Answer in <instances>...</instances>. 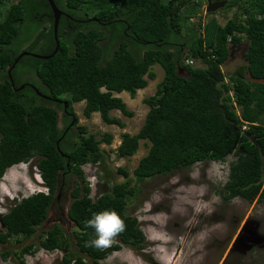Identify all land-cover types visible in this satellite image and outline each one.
Returning a JSON list of instances; mask_svg holds the SVG:
<instances>
[{"label":"trees","instance_id":"1","mask_svg":"<svg viewBox=\"0 0 264 264\" xmlns=\"http://www.w3.org/2000/svg\"><path fill=\"white\" fill-rule=\"evenodd\" d=\"M55 1L77 18L95 17L98 21L77 23L74 31L66 33L61 19L58 52L49 59L28 56L30 69L46 84L42 91L66 98L70 104L85 101V116L98 112L104 122L124 126L111 111L118 109L129 117L134 112L114 92L136 96L149 83L146 75L156 78L152 67L159 63L164 78L156 93L144 99L150 107L145 122L138 133H123L117 149L119 156L129 157L137 153L141 139L151 143L134 170L136 180L191 168L201 161H225L235 153L237 158L230 162L223 188L224 199L242 197L264 203V0H228L226 6L237 7L238 12L224 25L214 23L212 30L207 29V23L193 21L195 17L202 21V0ZM54 21L48 0H0V179L8 168L36 158L48 188L16 200L0 215V248L12 238L19 241L34 236L47 220L57 193L74 181L68 209L76 226L74 236L57 223L41 232L39 246L27 244L19 254L44 248L63 251L60 264H103L101 260L124 245L142 249L146 241L137 216L127 214L130 197L138 193L131 186L128 170L118 169L126 178L124 182L114 183L96 198L91 196L83 167L104 160L101 144H111L113 135L105 132L98 139L82 125L75 140L59 128L55 107L33 89H20L24 81L18 73L26 66L23 60L12 70L15 87L7 75L23 50L41 55L54 51ZM106 28L115 35L111 44L121 41L122 45L104 64L105 51L99 41L108 34ZM126 34L133 36L138 54L129 48ZM244 38L249 41L247 64L227 80L223 64L230 47H237ZM191 59L204 66L188 63ZM179 67L187 75H182ZM103 211H115L126 229L110 247L86 246L96 238L87 221ZM10 252L0 250L4 257Z\"/></svg>","mask_w":264,"mask_h":264},{"label":"rangeland","instance_id":"2","mask_svg":"<svg viewBox=\"0 0 264 264\" xmlns=\"http://www.w3.org/2000/svg\"><path fill=\"white\" fill-rule=\"evenodd\" d=\"M209 2V1H208ZM228 3H226L227 5ZM224 6L214 12H206V7L193 18L197 24L207 23V29L212 30L214 23L224 25L237 12V7ZM203 28L200 29L202 32ZM249 41L234 47V57L228 58L223 64V70L229 76L241 65H246V55ZM195 65L204 66L196 60ZM156 78H148V85L139 89L132 97L127 91L114 92L126 102L128 109L134 112L129 117L120 110L113 109L111 115L119 117L124 126L108 124L100 113L94 112L91 117L84 114L85 101L75 102L74 111L79 118V124L88 127L89 133L96 134L100 139L102 134L113 135L111 144L102 143L105 158L98 164L85 165L87 182L91 185V196L96 198L102 191L108 190L114 183L125 181V176L118 170L120 167L129 171L133 178L131 186L138 193L130 197L127 214L137 216L140 226L146 235L145 246L137 249L124 245L101 260L103 264H264V247L255 246L244 252L234 248L237 237L247 221L258 220L259 231L264 234V203L256 199L249 202L242 197L231 201L224 199L223 188L230 173V162L237 158L231 154L225 161H201L191 168L177 169L167 175H157L138 182L134 170L139 161L148 151L151 143L141 139L139 150L129 157L118 155L117 149L123 133L132 135L139 132L145 122L149 106L144 99L154 95L158 84L164 78V69L159 63L153 67ZM182 75L187 71L179 67ZM246 77L252 80L249 73ZM66 99V98H65ZM36 158L30 163L16 164L7 169L0 179V208L8 212L16 200L31 195L40 189H46L38 181L41 179ZM66 187L57 193L58 198L52 205L47 220L34 236L27 239L12 238L2 244L0 250L9 252L4 257L0 254V264H60L63 251H48L39 248L33 253L20 255L22 248L30 243L39 246L41 232L52 228L55 224L63 225L68 233L74 236L75 224L68 217V209L72 200V189ZM13 197V199L11 198ZM159 224V225H158ZM161 227L162 230L158 229ZM3 229L0 220V230ZM160 230V231H159ZM167 243V244H166ZM75 248L76 244L74 241Z\"/></svg>","mask_w":264,"mask_h":264},{"label":"flooded vegetation","instance_id":"3","mask_svg":"<svg viewBox=\"0 0 264 264\" xmlns=\"http://www.w3.org/2000/svg\"><path fill=\"white\" fill-rule=\"evenodd\" d=\"M61 19L63 22L62 23L63 29L66 33L74 31L77 23L90 24L91 22L98 21V19H96L95 17H86V18H83V17L79 18L78 17L77 18L72 13L66 12V11H63V14L60 17L59 22L61 21ZM88 26H91V25H88ZM106 31L108 32V34L103 39H101L99 41L101 43V45L103 46L104 51H105V53H104L105 55L103 56V59H102L104 64H107V62L110 59L111 54L114 52V50L117 47H120L122 45L121 41L113 42L111 44V41L114 40L113 36H115V35H113V30L106 28ZM126 35L129 38V39H127L129 48H132V51L134 53L138 54L137 48L135 46L133 47V43H132L133 36H130L129 34H126ZM29 44L30 43H27L26 46H28ZM22 52L34 53L33 51H29V50H23ZM234 54H235L234 47L231 46L228 58H233ZM245 55H246V53H243V56H245ZM25 56H27V57H25ZM28 56H32V55H24L19 60V61L23 60V63H26V66L18 73V75H20V79L22 81H24L22 83L23 88L20 87V89L21 90L27 89V88L33 89L39 95L40 98H42L44 100L46 99L48 101L47 103H49L51 106L55 107L58 110V126H59V128L64 130L65 134H67V132H70L71 135L73 136V138L75 140H77L79 138V130H80V127L82 125L79 124V118H78V116H77V114L73 108V104L75 102L70 104V102L65 98L52 97L51 95H48L44 91H42L43 89H41V88H44L46 86V84L43 81H41V78L37 75V72H35L32 68L30 69L32 64L30 63ZM7 75H8V79H10L9 74H7ZM12 77H13V74H12ZM24 95L26 97H28V95L26 93H24ZM71 108H72V110H71ZM234 248H236V247H234Z\"/></svg>","mask_w":264,"mask_h":264},{"label":"water","instance_id":"4","mask_svg":"<svg viewBox=\"0 0 264 264\" xmlns=\"http://www.w3.org/2000/svg\"><path fill=\"white\" fill-rule=\"evenodd\" d=\"M54 15V36L56 40V47L54 51L51 54L48 55H41L37 53H31V52H21L17 55V57L14 60L13 65L8 69V74L10 76V81L12 82L13 86L14 79L12 77V70L18 63V61L24 56V55H32L37 58L42 59H49L53 57L60 48V42L58 37V27H59V20L61 15L63 14V10L60 9V7L57 5L55 0H48ZM228 0H212L208 2L206 12H214L217 11L219 8H223ZM23 88V86H21ZM58 198V195L56 196ZM260 223L258 220H251L247 221L245 225L242 228V231L240 232L239 236L237 237V240L235 242L236 248H241L242 251L247 252L251 249H253L255 246L264 247V234L259 231Z\"/></svg>","mask_w":264,"mask_h":264},{"label":"clouds","instance_id":"5","mask_svg":"<svg viewBox=\"0 0 264 264\" xmlns=\"http://www.w3.org/2000/svg\"><path fill=\"white\" fill-rule=\"evenodd\" d=\"M38 182L45 187L42 177ZM45 188L46 189H40L39 191L47 192L48 188ZM11 198L13 199V197ZM5 211V209L0 208V212ZM87 226L95 230L96 238L86 242V246L99 249L110 247L114 238L126 229L124 220L115 211H103L94 214L93 218L87 221Z\"/></svg>","mask_w":264,"mask_h":264},{"label":"built area","instance_id":"6","mask_svg":"<svg viewBox=\"0 0 264 264\" xmlns=\"http://www.w3.org/2000/svg\"><path fill=\"white\" fill-rule=\"evenodd\" d=\"M202 1H203V3H204V7H207V5H208V1H209V0H202ZM229 40H231V37H230ZM187 62H188V63H195V61H194L193 59L188 60Z\"/></svg>","mask_w":264,"mask_h":264},{"label":"bare ground","instance_id":"7","mask_svg":"<svg viewBox=\"0 0 264 264\" xmlns=\"http://www.w3.org/2000/svg\"><path fill=\"white\" fill-rule=\"evenodd\" d=\"M158 225H159V224H158ZM158 229L162 230L161 227H159ZM160 230H159V231H160ZM166 244H167V243H166Z\"/></svg>","mask_w":264,"mask_h":264}]
</instances>
